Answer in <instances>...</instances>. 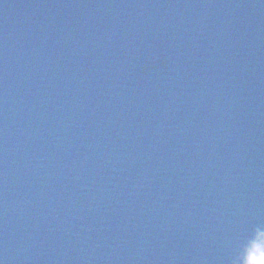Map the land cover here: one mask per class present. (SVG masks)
Here are the masks:
<instances>
[{
  "label": "water",
  "instance_id": "obj_1",
  "mask_svg": "<svg viewBox=\"0 0 264 264\" xmlns=\"http://www.w3.org/2000/svg\"><path fill=\"white\" fill-rule=\"evenodd\" d=\"M264 264V0H0V264Z\"/></svg>",
  "mask_w": 264,
  "mask_h": 264
},
{
  "label": "clouds",
  "instance_id": "obj_2",
  "mask_svg": "<svg viewBox=\"0 0 264 264\" xmlns=\"http://www.w3.org/2000/svg\"><path fill=\"white\" fill-rule=\"evenodd\" d=\"M241 260H242V251L237 256L235 264H241ZM251 264H260V262L257 261L256 257L254 256V257L251 258Z\"/></svg>",
  "mask_w": 264,
  "mask_h": 264
}]
</instances>
